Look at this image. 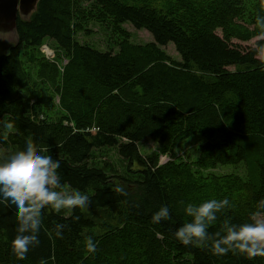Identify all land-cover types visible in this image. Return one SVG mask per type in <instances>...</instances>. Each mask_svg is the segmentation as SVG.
Here are the masks:
<instances>
[{"label": "trees", "instance_id": "1", "mask_svg": "<svg viewBox=\"0 0 264 264\" xmlns=\"http://www.w3.org/2000/svg\"><path fill=\"white\" fill-rule=\"evenodd\" d=\"M84 1L110 15L113 27L125 37L130 35L123 25L131 24L149 32L154 42L139 46L126 39L116 54L81 45L75 33L82 28H73L78 18L75 0H41L29 22L18 19L20 43L0 56V118L12 124V131L0 130V145L6 150L1 157L31 141L61 161L64 190L86 193L89 205L69 213L45 208L40 243L23 260L12 251L16 219L0 205V264H264V257L249 259L239 252L218 256L211 250L225 234L226 221L251 222L264 199V149L255 155L247 150L254 141L264 144V58L258 52L264 40L249 49L233 43L260 37L256 21L264 20L261 0H175L172 12L153 2ZM240 20L244 26H238ZM48 39L71 57L61 99L68 114L58 120L41 112L38 90L27 109L23 98L11 97L7 82L21 47L38 48ZM169 44L181 61L161 49ZM194 137L202 140L198 167L248 163L253 179L237 180V189L219 195V185L202 178L205 183L195 188L186 185L184 195L185 165L172 160L160 166L159 159L167 153L175 159L178 144ZM149 139L158 148L144 156L139 146ZM107 148L126 163L123 174L96 166V151ZM198 178L190 173L188 182ZM116 186L127 195L117 194ZM213 195L227 198L230 206L216 214L208 240L184 246L174 233L191 220L185 208ZM162 205L169 207L171 219L153 224L152 215ZM61 223L65 228L58 238L55 226ZM88 236L97 243L95 253L86 250Z\"/></svg>", "mask_w": 264, "mask_h": 264}, {"label": "rangeland", "instance_id": "2", "mask_svg": "<svg viewBox=\"0 0 264 264\" xmlns=\"http://www.w3.org/2000/svg\"><path fill=\"white\" fill-rule=\"evenodd\" d=\"M132 4L141 5L147 2H153L156 7L168 10L172 12V3L175 0H124ZM77 4L74 6L75 13H78L76 24L73 28H82L75 33L76 40L84 46H91L100 51H113L118 53L120 50V44L126 39L130 43H134L139 46H146L154 42L151 34L146 30H137L131 24H124V31L130 35L125 37L120 34L111 24V16L103 13L102 8L97 5H92L84 0H75ZM77 10V11H76ZM238 26H244L243 21H238ZM81 24V25H80ZM82 26V27H81ZM252 28V26H250ZM219 35H222L221 30L218 31ZM260 37H254L250 41H241L234 39L233 43L241 46L242 48L249 49L255 46V43L260 40ZM17 43L15 35L13 34H1L0 33V56L9 53V49ZM44 47H48L51 51H47ZM168 56L177 61H181L179 54L177 53L173 44L161 47ZM55 55H53V52ZM260 58H264L261 55ZM15 63L8 75L7 82L11 97H21L27 105V109L31 108L33 99L31 98L33 92H38L40 96L39 108L41 112L45 113L49 120H58L63 114H68L64 111L61 99L64 94L63 78L65 67L71 61V57L67 56V52L58 48L52 40H46L40 47L34 48L30 46H22L15 56ZM18 61V64H17ZM230 70H234L231 67ZM38 90V91H36ZM72 93V91H70ZM75 94V93H73ZM79 95V94H76ZM70 100V98H67ZM7 118H0V130L6 134L8 131H12L11 128L6 127ZM94 132L95 128L89 130ZM221 136H217L219 139ZM222 138V137H221ZM253 140V138L251 139ZM254 141V140H253ZM202 140L194 137L190 138L176 147L174 151L175 159L172 158V154H160L159 165L163 166L170 161H175L178 164H184L186 167V174L184 175V195L187 194L189 185L191 188H195L199 183H203L204 179L208 184L212 186L219 185V195L225 193V189H229L231 192L233 189H237L239 182L250 181L254 177V168L249 166L248 163L241 164L239 166H225L219 168H201L197 166L199 159V149L201 147ZM141 153L144 156L151 155L157 151L158 143L154 140H146L139 146ZM259 149H264V144L259 146L255 141L251 145H247V150L250 155H255ZM6 150L0 145V157ZM97 156L96 166L104 168L109 171V174H123L126 168V163L118 156L115 149H103L102 151H96ZM117 172V173H116ZM193 174L198 179L189 181V175ZM186 182V183H185ZM205 183V182H204ZM177 189V188H176ZM214 192L215 189L211 188ZM68 192H72L70 189H65ZM175 190V189H174ZM211 194V192L209 191ZM209 196V194H208ZM215 196H211L210 199ZM70 212V210H62Z\"/></svg>", "mask_w": 264, "mask_h": 264}, {"label": "clouds", "instance_id": "3", "mask_svg": "<svg viewBox=\"0 0 264 264\" xmlns=\"http://www.w3.org/2000/svg\"><path fill=\"white\" fill-rule=\"evenodd\" d=\"M264 8V0H261ZM259 36L264 40V20L257 19ZM264 55V44L258 49ZM6 127L11 128L8 123ZM45 149L38 148L31 141L19 151L0 157V205H4L14 215L17 227L12 241V251L18 259H25L29 250L39 245V233L42 225V211L51 207L61 210L84 209L89 205V196L81 191L64 190L59 169L61 161L44 154ZM115 192L127 195L123 187L116 186ZM230 206V201L211 199L199 205L188 204L185 213L191 218L179 227L174 235L184 246L198 245L209 239V225L217 219V213ZM80 217L76 216L75 220ZM171 219L170 209L162 205L151 218L153 224ZM64 224L55 226V235L63 237ZM224 235L212 244L214 255L223 256L229 252L245 254L249 259L264 257V199L260 200L257 210L251 215V222L233 224L226 221ZM85 247L89 253H95L97 243L91 236L86 237Z\"/></svg>", "mask_w": 264, "mask_h": 264}, {"label": "water", "instance_id": "4", "mask_svg": "<svg viewBox=\"0 0 264 264\" xmlns=\"http://www.w3.org/2000/svg\"><path fill=\"white\" fill-rule=\"evenodd\" d=\"M41 0H0V33L13 34L19 42L18 19L29 22Z\"/></svg>", "mask_w": 264, "mask_h": 264}, {"label": "bare ground", "instance_id": "5", "mask_svg": "<svg viewBox=\"0 0 264 264\" xmlns=\"http://www.w3.org/2000/svg\"><path fill=\"white\" fill-rule=\"evenodd\" d=\"M19 43H20V40H19V42H18V44H15L14 46H12V48L13 47H17L18 45H19ZM44 49H45V53H46V55L48 56V53H47V51H51L48 47H44ZM53 52V51H52ZM55 55V53L53 52V55L51 56V57H53Z\"/></svg>", "mask_w": 264, "mask_h": 264}]
</instances>
